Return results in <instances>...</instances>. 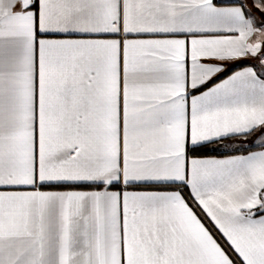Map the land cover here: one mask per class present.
<instances>
[{"label":"snow or ice","instance_id":"snow-or-ice-1","mask_svg":"<svg viewBox=\"0 0 264 264\" xmlns=\"http://www.w3.org/2000/svg\"><path fill=\"white\" fill-rule=\"evenodd\" d=\"M0 264H264V0H0Z\"/></svg>","mask_w":264,"mask_h":264}]
</instances>
